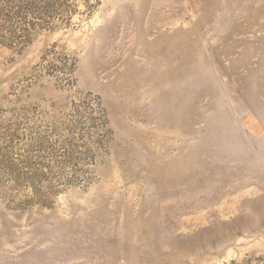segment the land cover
I'll return each instance as SVG.
<instances>
[{
    "label": "rangeland",
    "instance_id": "374dc122",
    "mask_svg": "<svg viewBox=\"0 0 264 264\" xmlns=\"http://www.w3.org/2000/svg\"><path fill=\"white\" fill-rule=\"evenodd\" d=\"M0 264H264V0H0Z\"/></svg>",
    "mask_w": 264,
    "mask_h": 264
},
{
    "label": "trees",
    "instance_id": "16d2710c",
    "mask_svg": "<svg viewBox=\"0 0 264 264\" xmlns=\"http://www.w3.org/2000/svg\"><path fill=\"white\" fill-rule=\"evenodd\" d=\"M25 1H34V0H25ZM49 12V8H47L46 10H45V12H44V14H47Z\"/></svg>",
    "mask_w": 264,
    "mask_h": 264
}]
</instances>
